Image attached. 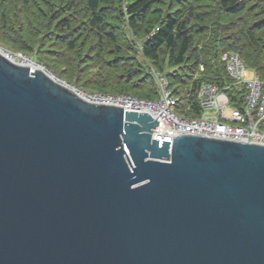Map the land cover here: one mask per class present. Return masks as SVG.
Segmentation results:
<instances>
[{"label": "water", "instance_id": "1", "mask_svg": "<svg viewBox=\"0 0 264 264\" xmlns=\"http://www.w3.org/2000/svg\"><path fill=\"white\" fill-rule=\"evenodd\" d=\"M157 125L0 50V264H264V146Z\"/></svg>", "mask_w": 264, "mask_h": 264}, {"label": "rangeland", "instance_id": "2", "mask_svg": "<svg viewBox=\"0 0 264 264\" xmlns=\"http://www.w3.org/2000/svg\"><path fill=\"white\" fill-rule=\"evenodd\" d=\"M133 1L100 4L104 17L101 25L114 36L112 40L91 24L84 0H0V50L26 56L30 64L39 65L66 86L82 93L146 96L152 85L145 81V67L149 62L142 56L141 48L150 36L147 31L155 29L166 16L185 15L192 7L194 16L201 18V22L194 18L190 24L196 30H205L195 39L200 53L197 72L204 79L209 75L203 65L209 60L207 53H212L209 50L215 42L218 59L214 64L222 67L229 54L240 56L241 44L247 47L246 29L253 30L258 45L264 47V0H242L244 9L236 14L223 12L220 0H155L137 30L130 27L124 13L127 4ZM222 42L223 46L219 47ZM234 42L237 43L234 48L226 46ZM247 51L254 54L250 47ZM161 64L164 72L169 71L166 63L161 61ZM129 71L137 72L128 74ZM258 74L264 75L260 71Z\"/></svg>", "mask_w": 264, "mask_h": 264}, {"label": "built area", "instance_id": "3", "mask_svg": "<svg viewBox=\"0 0 264 264\" xmlns=\"http://www.w3.org/2000/svg\"><path fill=\"white\" fill-rule=\"evenodd\" d=\"M20 65L31 62L21 54H5ZM225 70L233 82L222 88L213 83H202L196 90L199 107L197 116L180 112L183 100L169 89L167 81L153 68L151 74L158 84L156 99H142L125 94L82 93L87 103L114 106L127 112L147 113L158 125L151 134L153 140L172 142L176 136L195 134L264 146V79L246 68L237 54L225 59ZM189 107L182 112H190Z\"/></svg>", "mask_w": 264, "mask_h": 264}, {"label": "trees", "instance_id": "4", "mask_svg": "<svg viewBox=\"0 0 264 264\" xmlns=\"http://www.w3.org/2000/svg\"><path fill=\"white\" fill-rule=\"evenodd\" d=\"M88 6L91 14V24L99 31V33H107L112 40L114 36L101 25L103 22V13L100 11V4H110L119 0H84ZM121 1V0H120ZM155 0H135L127 4L125 8V15L129 18L130 27L137 30L141 24L145 22L151 7L154 5ZM242 0H220L219 6L221 10L227 14H236L244 9ZM195 20L199 23L201 18L194 16L193 8L189 7L185 15L178 17L166 16L161 20L160 24L153 30H148L150 35L144 42L141 53L142 56L149 62L145 67V81L147 80L152 85L149 95L146 96H134L142 99H156L158 94V84L151 74V68L158 72L168 84L170 90L179 99L183 100L182 108L180 112L185 116H197L199 114V107L196 102V90L202 83H213L218 87L229 86L230 91L233 89V82L228 78L225 70V64L223 67L219 64H214L215 59H218V46L217 43L209 50L212 53L209 54V60L203 65L204 69L208 72L209 78H203L201 73H198L200 66V53H198V40L197 34L205 32L203 28L197 29L194 25L190 24V21ZM158 19L156 22L158 23ZM153 30V32H151ZM213 30V29H212ZM214 33V31H212ZM247 38V47L244 44L238 48L239 57H242L243 64L246 68L254 71L260 78L264 79V75H259L258 72L264 73V63L261 61L264 57V47L258 45L257 39L254 36V32L251 29L245 30ZM216 36V34H215ZM217 37V36H216ZM217 42L219 40H216ZM225 44V43H224ZM237 43L226 44L228 48H234ZM223 46L220 45L219 47ZM254 51V54H250L247 49L249 47ZM206 49H209L205 46ZM217 48V49H216ZM204 53L205 50H202ZM163 63H166V67L169 71L164 72ZM247 64V65H246ZM222 67V68H221ZM222 71V72H220ZM137 71H129L130 73H136ZM125 94L126 93H115ZM148 94V93H147ZM110 95V94H109ZM191 108L190 112H182L183 108Z\"/></svg>", "mask_w": 264, "mask_h": 264}, {"label": "bare ground", "instance_id": "5", "mask_svg": "<svg viewBox=\"0 0 264 264\" xmlns=\"http://www.w3.org/2000/svg\"><path fill=\"white\" fill-rule=\"evenodd\" d=\"M20 65H21V66L29 67L32 71L40 70V71H42L47 77H49V78H51V79H53V80H55V81H58L54 76H52V75H50L49 73H47V71H45V70H44L43 68H41L39 65H36V64H30V63H23V64L21 63ZM62 85L65 86V87H67L68 89L73 90L79 98L83 99V98H82V97H83L82 94L76 92L73 88H70V87L66 86V84H64V83H62Z\"/></svg>", "mask_w": 264, "mask_h": 264}]
</instances>
